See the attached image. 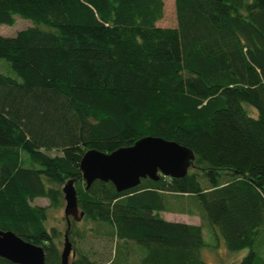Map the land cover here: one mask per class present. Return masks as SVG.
<instances>
[{
	"label": "trees",
	"instance_id": "trees-1",
	"mask_svg": "<svg viewBox=\"0 0 264 264\" xmlns=\"http://www.w3.org/2000/svg\"><path fill=\"white\" fill-rule=\"evenodd\" d=\"M175 5L177 26L161 27L163 0H0V25L33 23L0 36L17 76L0 72V230L50 264H61L62 234L49 214L66 206L69 181L84 212L69 235L74 264H98L87 237L114 244L108 264H207L208 225L229 252L249 250L237 264H264V0ZM145 137L191 149L188 174L87 189L86 152ZM192 200L200 225L162 217Z\"/></svg>",
	"mask_w": 264,
	"mask_h": 264
},
{
	"label": "water",
	"instance_id": "water-1",
	"mask_svg": "<svg viewBox=\"0 0 264 264\" xmlns=\"http://www.w3.org/2000/svg\"><path fill=\"white\" fill-rule=\"evenodd\" d=\"M195 159L194 152L175 141L160 137H145L129 148L111 154L90 150L81 161V171L87 189L96 182L112 183L118 193L139 187L143 180L158 181L161 176L173 179L185 177ZM65 206L64 250L61 264H74L70 256L76 252L70 242L72 221L81 222L84 212L80 210L78 193L73 181L63 188ZM0 258L13 264H50L42 247L33 245L13 232L0 230Z\"/></svg>",
	"mask_w": 264,
	"mask_h": 264
},
{
	"label": "rangeland",
	"instance_id": "rangeland-1",
	"mask_svg": "<svg viewBox=\"0 0 264 264\" xmlns=\"http://www.w3.org/2000/svg\"><path fill=\"white\" fill-rule=\"evenodd\" d=\"M164 1V17L158 26L161 27H176L177 26V14L175 0H163ZM33 23L22 18H18L17 22L13 26L0 25V36L5 37H15L20 31L32 27ZM1 66L3 68H1ZM0 72L10 77L17 78L16 74L12 71L10 66L6 61L0 60ZM51 156L60 155L58 151L49 152ZM25 159H28L27 155H23ZM35 205L48 206L49 201L45 199H38L34 202ZM188 211L181 214L176 213H162V217L170 222L185 223L190 225H200L201 218L197 214L200 210V206L196 204L193 200L185 206ZM193 214V215H192ZM50 219L48 227H56L62 234L60 249L61 252L64 250V234L67 228L65 220V204L60 209L50 210ZM203 228L204 239L206 243L213 248L217 246L216 250L205 249L203 251V258L207 264H237L241 262L248 254L249 250H242L238 253H231L226 249L225 242L222 238L217 240V238L212 235V227ZM92 227V226H91ZM211 232V233H210ZM89 235V233H87ZM82 247L84 253L89 254V259L97 262L98 264H108V262L113 258L114 244L108 243L102 240H96L87 237L84 242H82ZM72 260V255L70 256V261Z\"/></svg>",
	"mask_w": 264,
	"mask_h": 264
}]
</instances>
